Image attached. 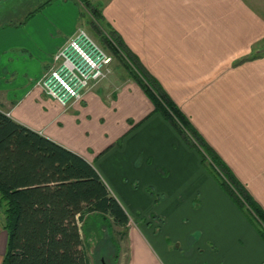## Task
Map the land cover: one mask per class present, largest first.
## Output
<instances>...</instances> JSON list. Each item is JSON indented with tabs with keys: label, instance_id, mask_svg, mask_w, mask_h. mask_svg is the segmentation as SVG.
Here are the masks:
<instances>
[{
	"label": "crops",
	"instance_id": "crops-1",
	"mask_svg": "<svg viewBox=\"0 0 264 264\" xmlns=\"http://www.w3.org/2000/svg\"><path fill=\"white\" fill-rule=\"evenodd\" d=\"M104 1L115 33L264 209V0ZM82 12L77 0H0V109L99 172L130 217L108 234L114 264L122 239L125 264H264L258 229L135 79L114 66L69 108L44 93ZM7 243L0 216V264Z\"/></svg>",
	"mask_w": 264,
	"mask_h": 264
},
{
	"label": "trees",
	"instance_id": "trees-1",
	"mask_svg": "<svg viewBox=\"0 0 264 264\" xmlns=\"http://www.w3.org/2000/svg\"><path fill=\"white\" fill-rule=\"evenodd\" d=\"M83 3L94 17L103 19L99 8L89 0ZM112 32V38L128 56L131 73L155 102V111L200 151L206 165L210 161L208 167L220 185L264 239L263 207L160 82L143 68L113 29ZM0 206L8 231L3 264H92L90 241L107 235L105 247L100 250L104 254L102 263L105 250L110 253L112 247L118 248L115 238L108 235L112 228L124 229V235L130 222L93 164L1 109Z\"/></svg>",
	"mask_w": 264,
	"mask_h": 264
},
{
	"label": "built area",
	"instance_id": "built-area-1",
	"mask_svg": "<svg viewBox=\"0 0 264 264\" xmlns=\"http://www.w3.org/2000/svg\"><path fill=\"white\" fill-rule=\"evenodd\" d=\"M113 57L83 28L77 29L55 53L52 68L44 75L42 89L64 108L108 78ZM0 206V216H1Z\"/></svg>",
	"mask_w": 264,
	"mask_h": 264
},
{
	"label": "rangeland",
	"instance_id": "rangeland-1",
	"mask_svg": "<svg viewBox=\"0 0 264 264\" xmlns=\"http://www.w3.org/2000/svg\"><path fill=\"white\" fill-rule=\"evenodd\" d=\"M77 1L82 4V11H83L82 13H84V15H82L83 21L81 23V26H79L77 29L83 28L99 45H101L106 50V52H108L113 57L111 74L113 73L114 66H116L118 68V70L120 71V73H124L126 76H129V77L135 79L134 75L131 73L130 69L128 68L130 65V61L128 60V56L116 44V42L114 41V38H112V33H113L112 29L113 28H111L109 21L107 20V18L105 17V15L103 13V8H102L103 4L100 3L101 0H96V2L98 4L94 3L92 0H89V1L95 7L99 8L101 10L100 12L103 15V19H97L96 17H94L93 14L91 13V11L83 3V0H77ZM75 32H74V34H75ZM114 47H115V49H114ZM115 50L117 51V53ZM53 63H54V57H53ZM53 63L51 65V67L45 72V74H47V72L52 68ZM106 79H104V80H106ZM136 81L138 82V80H136ZM40 85H42V81H41ZM207 163L210 164V161L208 160ZM144 221H145L144 219L141 221L140 218H136L135 216H133L132 224L134 225V222H135L136 225L138 224V226H140V224L143 223ZM106 236L107 235H100V237H101L100 240H99V237H97V238L92 239V241H90L89 246H90V254L92 256V264H102L101 263V256H103L104 254H103V252H100V250L102 247L103 248L105 247L104 245L106 243L104 241H106V238H105ZM120 243H121L123 252L121 254L120 260L115 264H125V262L127 260V248H126L128 245L127 240L122 239L120 241ZM112 253H113V251L110 254L109 249L106 250V255L104 258V264H114V262H112L113 259H109V257H108L110 255L112 256Z\"/></svg>",
	"mask_w": 264,
	"mask_h": 264
}]
</instances>
